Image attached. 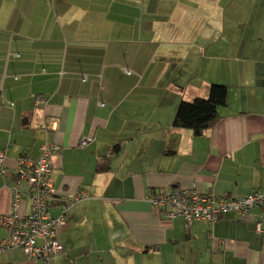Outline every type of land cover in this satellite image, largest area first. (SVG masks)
<instances>
[{
  "label": "crops",
  "instance_id": "obj_1",
  "mask_svg": "<svg viewBox=\"0 0 264 264\" xmlns=\"http://www.w3.org/2000/svg\"><path fill=\"white\" fill-rule=\"evenodd\" d=\"M212 84L227 89L215 126L173 128L178 105ZM54 144L57 202L86 194L57 229L63 251L31 260L15 248L0 264H264V202L185 226L147 200L264 194V0H0V216L13 187L28 192L18 160Z\"/></svg>",
  "mask_w": 264,
  "mask_h": 264
},
{
  "label": "built area",
  "instance_id": "obj_2",
  "mask_svg": "<svg viewBox=\"0 0 264 264\" xmlns=\"http://www.w3.org/2000/svg\"><path fill=\"white\" fill-rule=\"evenodd\" d=\"M34 99L36 106L44 102L39 96ZM87 144V138L79 141L81 148ZM60 151L61 148L56 144L43 146L38 158L24 156L18 160L14 172L15 180L17 183H24L28 192L24 195L17 187L10 190L9 214L0 216V227L7 233V237L0 242V254L17 248L27 259L49 260L63 251L56 238L57 229L63 226L69 208L75 202L86 198V194L79 192L67 200L57 202L50 158ZM4 161V154L0 152L1 176L6 174ZM25 198L30 201V213L21 216L19 210ZM147 200L167 222L180 218L185 226L193 222L212 226L226 213L235 214L241 219L246 218L253 208L263 204L264 194L252 192L243 197L228 198L217 197L211 192L200 194L195 187L190 190L169 188L151 191ZM51 204L60 206V214L57 217H53L49 212ZM263 224L264 214L255 225L256 234L262 233Z\"/></svg>",
  "mask_w": 264,
  "mask_h": 264
},
{
  "label": "trees",
  "instance_id": "obj_3",
  "mask_svg": "<svg viewBox=\"0 0 264 264\" xmlns=\"http://www.w3.org/2000/svg\"><path fill=\"white\" fill-rule=\"evenodd\" d=\"M227 103V89L223 85L212 84L205 98H195L191 102L182 101L173 119V128L186 129L193 136H202L218 121L219 107Z\"/></svg>",
  "mask_w": 264,
  "mask_h": 264
}]
</instances>
